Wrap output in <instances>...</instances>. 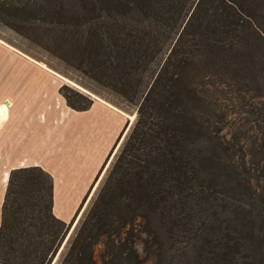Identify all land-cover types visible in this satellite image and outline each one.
<instances>
[{
  "label": "trees",
  "instance_id": "16d2710c",
  "mask_svg": "<svg viewBox=\"0 0 264 264\" xmlns=\"http://www.w3.org/2000/svg\"><path fill=\"white\" fill-rule=\"evenodd\" d=\"M0 26L137 105L67 239L50 173L10 171L0 263L264 264V0H0Z\"/></svg>",
  "mask_w": 264,
  "mask_h": 264
},
{
  "label": "crops",
  "instance_id": "0c3cea01",
  "mask_svg": "<svg viewBox=\"0 0 264 264\" xmlns=\"http://www.w3.org/2000/svg\"><path fill=\"white\" fill-rule=\"evenodd\" d=\"M14 59L33 71L0 74V84L7 85L0 96V117L7 113L0 121V222L10 171L37 165L52 176L53 213L65 222L73 220L72 229L77 209L99 179L110 153L104 137L111 132L104 130L100 117L111 118L113 127L116 120L98 100L83 111L70 108L58 90L59 74L25 56ZM80 133L84 140L78 139Z\"/></svg>",
  "mask_w": 264,
  "mask_h": 264
},
{
  "label": "rangeland",
  "instance_id": "374dc122",
  "mask_svg": "<svg viewBox=\"0 0 264 264\" xmlns=\"http://www.w3.org/2000/svg\"><path fill=\"white\" fill-rule=\"evenodd\" d=\"M5 47V48H4ZM167 49H164L161 54L153 61V63L150 65L149 71L147 73V76L150 77L158 68L164 57L166 56ZM15 56H20V57H26L31 60H35L37 63H40L43 67H47V69H50L59 76H61V85L66 84L69 87L76 89L83 94L87 95L89 98L92 99V103L95 100L100 101L104 105H106L108 108L111 109V116H113L116 120L115 126L113 127V120L111 118H106L104 119L103 116L100 117V119H103L102 123L104 122V126L106 127L104 130H110L111 135H106L104 137L105 143L108 141V146H107V153H109L108 158L106 160L105 166L102 173L99 175V179L96 181L95 185L92 186L90 193L87 195V192L84 194L87 195L86 199L84 202H82L79 207H78V217L75 222L77 223L78 219L80 218L82 212L86 209L88 206L90 199L100 182L101 178L103 177L106 168L108 165L112 162L118 147L120 146L122 140L124 139V136L128 132L130 126L133 124L135 117H136V108L137 105L134 103H127L123 98L118 96L117 94L104 89L100 87H94V91H91L77 82H75L72 77H76L77 73L74 72L73 70L68 69L65 65H63L61 62H59L56 59H53L51 56L46 54L44 51L41 49L35 47L34 45L28 43L21 37H19L17 34H15L13 31L9 30L6 27L0 26V74H8L9 72L13 71H33L32 69H27L24 66H19V62L14 59ZM62 72V73H60ZM69 76V77H68ZM85 83L89 84L90 82L86 81ZM60 85V86H61ZM59 86V87H60ZM7 85L5 84H0V96L3 95L6 92ZM59 90V89H58ZM97 96V97H96ZM64 98V97H63ZM65 100V99H64ZM66 103V101H65ZM67 105V104H66ZM68 106V105H67ZM71 108V107H70ZM7 110V108H6ZM75 110V109H74ZM79 111V110H77ZM83 111V110H81ZM96 116H99L96 114ZM2 117H0V121ZM124 134V135H123ZM84 136L82 133H80L78 139L79 140H84ZM118 140L115 144V141ZM112 148V149H111ZM106 153V155H107ZM101 176V177H100ZM83 197V198H84ZM71 222V225L73 223V220L69 221ZM68 223V222H67ZM73 228L69 229V232L66 235V239L68 238L69 234L72 232ZM65 239V240H66ZM65 243V241H64ZM63 243V245H64ZM137 249L139 252H141V246L140 244L136 245ZM100 251V245L97 246L95 250V255L98 256V253ZM60 253V252H59ZM58 253L54 259L53 262H56L58 258Z\"/></svg>",
  "mask_w": 264,
  "mask_h": 264
},
{
  "label": "bare ground",
  "instance_id": "6f19581e",
  "mask_svg": "<svg viewBox=\"0 0 264 264\" xmlns=\"http://www.w3.org/2000/svg\"><path fill=\"white\" fill-rule=\"evenodd\" d=\"M97 97V96H96ZM7 113L5 112L1 117V119H4L6 117ZM124 135V134H123Z\"/></svg>",
  "mask_w": 264,
  "mask_h": 264
}]
</instances>
